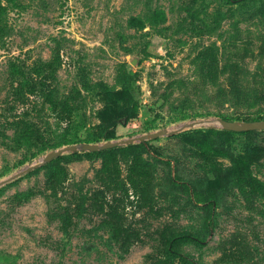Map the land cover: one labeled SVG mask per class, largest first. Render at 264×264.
<instances>
[{
  "label": "rangeland",
  "instance_id": "1",
  "mask_svg": "<svg viewBox=\"0 0 264 264\" xmlns=\"http://www.w3.org/2000/svg\"><path fill=\"white\" fill-rule=\"evenodd\" d=\"M224 116L264 120V0H0V180L157 132L109 148L117 182L80 148L0 186V264H264V129Z\"/></svg>",
  "mask_w": 264,
  "mask_h": 264
},
{
  "label": "trees",
  "instance_id": "2",
  "mask_svg": "<svg viewBox=\"0 0 264 264\" xmlns=\"http://www.w3.org/2000/svg\"><path fill=\"white\" fill-rule=\"evenodd\" d=\"M54 66V64L52 62H44V65L42 66L44 68L45 71H49V70H53L52 68ZM44 77H49V75H44ZM28 82L27 84H20L18 85L19 87L17 88L18 93H20L23 96V100H26V98L29 99V97H31V95H39L42 96L44 98V101L46 103H48L49 107H51V109H53V111L56 113V116L58 118L59 122H64L66 123L67 128H71V126L74 125L75 123V115L77 112V108L76 106H73L72 104H70L69 101L67 102H62L59 101L57 98L55 99V96L53 95V92L51 89H49L46 85L41 83L39 84V82H35L33 80H27ZM227 119H230L228 116H224ZM253 120H257V119H253ZM30 124L27 125V128H29ZM235 131V130H234ZM246 131H250V130H242L241 132H246ZM110 150L109 148L106 150H103L102 152L105 154V158L103 161V168L101 170V173L109 176L110 178H112L113 182H117L118 178L120 176L119 174V167L117 164V158L115 155V152L113 153L114 155L111 154V156L107 155V151ZM113 150V149H112ZM111 151V150H110ZM142 162V161H141ZM137 163L134 164L131 169L130 172L131 174L136 173L137 171L140 170H144L141 167L142 163ZM143 166H145L144 164H142ZM60 169L62 170L63 168L60 167ZM144 172V171H143ZM248 182L250 184H254V182H259L261 183L260 179H258L257 177H251L250 179H248ZM142 191V194H145L147 192V189L144 187L140 189ZM184 238H188V239H194L196 238L194 235L192 234H185V235H181ZM201 242H203L202 240H199ZM237 252V249L236 251ZM240 254H245L244 250H242L241 248H239Z\"/></svg>",
  "mask_w": 264,
  "mask_h": 264
},
{
  "label": "water",
  "instance_id": "3",
  "mask_svg": "<svg viewBox=\"0 0 264 264\" xmlns=\"http://www.w3.org/2000/svg\"><path fill=\"white\" fill-rule=\"evenodd\" d=\"M204 121H206V120L197 121V122L199 123V122H204ZM220 122L222 123V125L225 128H227L229 130H235V131L264 129V120H261V119L236 121V120H229L226 118H220ZM159 133L164 134L165 131L161 130V131H159ZM156 135H157V132H150V133H146V134H143L140 136H133V137L127 138V139L108 140L104 143L89 142V143H85L83 145H67L64 147H60V148L52 150L50 153L41 157L36 163H33L29 166H26V167L20 169L19 171H17L16 173H13L12 175H9L8 177H6L4 179H1L0 180V186H2L3 184L15 179L16 177L22 175L23 173L28 172L33 167L41 165L45 160L46 161L51 160V159L57 157L58 155L62 154L63 152H65L67 150H76V149H80V148H85V149H89V150L112 148V147H115L119 144H127L129 142H134L137 140H145L148 138H153Z\"/></svg>",
  "mask_w": 264,
  "mask_h": 264
}]
</instances>
